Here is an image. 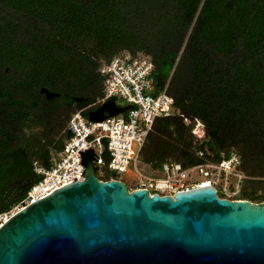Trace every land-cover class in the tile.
Masks as SVG:
<instances>
[{
  "label": "trees",
  "instance_id": "trees-1",
  "mask_svg": "<svg viewBox=\"0 0 264 264\" xmlns=\"http://www.w3.org/2000/svg\"><path fill=\"white\" fill-rule=\"evenodd\" d=\"M123 50L151 57L155 93L179 111L155 119L141 161L158 170L234 149L240 198L264 201V0H0V212L39 180L35 162L50 166L71 116L102 103L99 61Z\"/></svg>",
  "mask_w": 264,
  "mask_h": 264
},
{
  "label": "water",
  "instance_id": "water-1",
  "mask_svg": "<svg viewBox=\"0 0 264 264\" xmlns=\"http://www.w3.org/2000/svg\"><path fill=\"white\" fill-rule=\"evenodd\" d=\"M129 107L109 99L87 116L101 121ZM79 153L84 180L28 203L0 226V264H264V201L220 198L209 184L150 195L99 179L94 150Z\"/></svg>",
  "mask_w": 264,
  "mask_h": 264
},
{
  "label": "built area",
  "instance_id": "built-area-1",
  "mask_svg": "<svg viewBox=\"0 0 264 264\" xmlns=\"http://www.w3.org/2000/svg\"><path fill=\"white\" fill-rule=\"evenodd\" d=\"M99 63L98 71L103 77L102 102L113 99L118 105L130 107L101 121H91L83 114V109L76 111L68 122L69 137L59 151L51 154L50 166L34 163L39 180L14 207L20 209L71 181L84 180L79 151L89 147L98 157L97 172L101 173L105 166L109 174L116 176L111 178L130 184L129 189H145L150 195L173 196L178 191L209 184L216 188L220 198L243 199L240 198L241 186L247 176L240 170V156L234 149L214 162L184 166L178 161H168L162 163L158 170L147 164L156 172L155 175L138 168L141 149L155 119L178 114L179 111L165 88L155 93L154 65L148 54H132L123 50L111 59L101 58ZM184 122L187 124L189 120L184 118ZM192 133L196 138L204 139L203 124L199 120L193 125ZM105 153L109 157L107 162ZM129 174L134 177H124ZM196 176L200 179L195 180ZM14 207L0 212V226L18 210L13 211Z\"/></svg>",
  "mask_w": 264,
  "mask_h": 264
},
{
  "label": "rangeland",
  "instance_id": "rangeland-1",
  "mask_svg": "<svg viewBox=\"0 0 264 264\" xmlns=\"http://www.w3.org/2000/svg\"><path fill=\"white\" fill-rule=\"evenodd\" d=\"M137 166L138 168H140L143 172L147 173V174H151V175H155L156 172L153 171L147 164H145L144 162L142 161H139L137 163ZM125 178H128V179H131L134 177V175L132 174H129V175H124ZM125 178H124V181H125ZM200 177L199 176H196L195 180H199ZM19 207H14L13 211H15L16 209H18Z\"/></svg>",
  "mask_w": 264,
  "mask_h": 264
}]
</instances>
